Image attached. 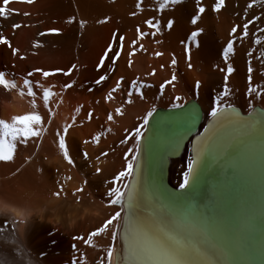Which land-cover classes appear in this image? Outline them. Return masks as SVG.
Segmentation results:
<instances>
[{
  "label": "bare ground",
  "instance_id": "1",
  "mask_svg": "<svg viewBox=\"0 0 264 264\" xmlns=\"http://www.w3.org/2000/svg\"><path fill=\"white\" fill-rule=\"evenodd\" d=\"M214 2L201 0L205 12L193 25L196 0H181L163 10L159 9V0H9V14L0 17V36L8 41L0 44V72L14 81L16 88L0 85V119L10 122L15 115L37 111L43 122L41 136L29 138L26 143L17 141L13 159L0 161V264H73L74 259L81 264L82 253L83 264H99L101 260L106 264L108 246L123 255L124 230L118 231L117 240H111L115 224L94 237L93 246L84 240L121 208L109 204L107 193L110 187L128 182L129 177L116 185L112 183L126 167L125 153L135 145L130 134L153 108L152 115L158 110L178 109L193 100L199 103L204 116L209 115L217 95L223 91L227 63L234 71L227 81L230 94L221 98L222 103L245 114L257 106L258 112L212 120L211 127H216L209 144L204 146L206 131L195 140L192 153L189 141L186 146L175 141L182 132L168 128L156 131L158 120L153 119L140 144L129 185L137 189L144 217L162 218L181 236L188 237L195 248L214 252L206 258L210 264H264V58L260 57L264 51V0H256L250 9L247 5L252 0H225L219 12L213 11ZM0 7H5L3 0ZM249 19L253 21L249 36L242 38L243 23ZM102 20L106 22L99 23ZM147 20L158 21L159 31L150 28ZM169 20L173 22L171 28ZM81 21L85 22L83 27ZM14 24L20 27L14 28ZM234 26L237 33L230 34ZM137 27L147 35L138 38ZM53 28L59 32H49ZM193 31L200 33L195 42L188 39ZM120 36L125 38L120 58L113 62L114 52L109 53L104 65L97 69L109 44L116 51L121 49ZM229 39L234 41V53L225 63L222 53ZM256 39L261 43L256 44ZM157 52L162 55H155ZM173 58L175 65L171 63ZM249 61L252 86L261 92L259 97L247 91ZM73 65L71 73L64 75ZM46 71L54 74L45 77ZM173 73L177 79L161 89L160 85ZM101 75L108 78L97 85L95 80ZM121 77L120 88L112 93L111 100L106 99ZM25 79L31 81L35 98L27 96ZM133 80L143 99L132 88ZM196 81L200 82L199 88L195 87ZM66 84L72 87L65 88ZM38 85L50 87L54 93L47 107ZM21 90L25 95H20ZM128 92H132V103H127ZM173 103L181 106L174 108ZM116 108L122 114H116ZM109 113L113 114L112 121L107 119ZM227 114L230 113L224 117ZM69 124L72 127L66 135V145L72 165L63 159L56 136L57 131L63 134L64 126ZM198 126L199 123L195 128ZM98 134L97 142L93 137ZM125 138L127 143L122 144ZM135 154L134 150L127 158ZM202 157H206L205 163L208 158L212 162L205 164L203 176L208 179V172L221 177V181L205 184L192 195L189 190L194 187L184 190V196H192L190 206L197 207L194 211L191 207L183 210L182 204L173 205L175 195L167 184L180 188L189 159L196 161L197 169ZM97 167L101 169L99 173ZM165 171L168 182L159 178ZM227 176L231 184L246 177L249 183L242 188L251 186L254 194L238 197L239 186L231 190L225 181ZM78 188L83 190L76 191ZM57 192L60 194L54 195Z\"/></svg>",
  "mask_w": 264,
  "mask_h": 264
},
{
  "label": "snow or ice",
  "instance_id": "2",
  "mask_svg": "<svg viewBox=\"0 0 264 264\" xmlns=\"http://www.w3.org/2000/svg\"><path fill=\"white\" fill-rule=\"evenodd\" d=\"M27 3H32L33 0H26ZM181 3V0H159V9L163 10L169 5H175ZM256 3V0H252V3L247 5V8H252L253 5ZM3 4L5 7H0V17L6 18L9 14V10L7 9V5L9 4V0H3ZM197 5V13L191 18V23L193 25L197 24V21L200 18V14L205 12V8L201 6V0H196ZM225 6V0H215L213 4V11L219 12ZM140 7V3H137V8ZM135 15V13H132ZM27 15V13H25ZM71 20L69 21V23ZM106 20L99 21V23H105ZM84 21H81V27L84 25ZM145 23L156 31H159V22H153V20H147ZM253 21L249 19L247 22L243 23V32L242 38H247L249 36V25L252 24ZM173 22L171 20L168 21V27H172ZM14 28H19V24H14ZM138 38H143L147 33H144L140 30L139 27L136 29ZM51 33H58V29H49ZM262 34H264V29H261ZM237 33V27L234 26L231 29L230 34ZM155 35V32L151 33ZM199 31L191 32V35L188 37L190 41L195 42L197 36L199 35ZM43 35V33H42ZM115 36V34H113ZM124 37H118V40L121 45V49L116 51L113 49V46L109 44L108 49L105 51L104 55L100 59V63L97 65V69L101 68L105 63V58H109V53H113L114 55L111 57L113 62L118 60L121 56V52L123 50V41ZM256 44H260V39H256L254 41ZM8 41L5 37L0 36V44H7ZM133 45L136 44V41L133 40ZM10 46V45H9ZM140 48L143 49V45H140ZM135 51V50H134ZM134 51L129 53V56L134 54ZM185 51L188 52V46L185 45ZM16 50L13 49V53ZM234 53V41L229 39L227 41L226 46L223 48V59L225 63L228 62L229 54ZM155 55L160 56L162 53H155ZM247 55L251 56L252 53L249 52ZM261 58H264V51L260 54ZM190 60V56H189ZM132 61L129 60V66H131ZM172 65L176 64L175 58L171 61ZM163 67V65L161 66ZM188 67L191 68V63L188 64ZM75 68V65L72 66L67 72H64V75H69L72 69ZM37 71H40L37 69ZM57 72L62 71L60 69L56 70ZM223 71V69H221ZM234 69L230 63H227V72L224 76V88L221 91L215 101L209 115L214 119L223 118L225 113L232 109L231 104L225 105L222 103L221 98L226 97L230 94V89L228 87L227 81L229 75L233 73ZM249 76V86H248V93H255L257 97L261 95V92L257 90V87L252 86V76L251 73L253 72V68L251 66V61H249V66L247 69ZM54 73L50 72H43L45 77L53 75ZM155 74V71L152 73ZM31 76V73L28 74ZM108 77L105 75L99 76L98 79L95 80V83L99 85L102 81L106 80ZM121 77L119 80L116 81V86L113 88L107 95L106 99L111 100L112 93L117 91L120 88ZM177 79L175 73L172 74L170 80H166L164 83L160 85V88L163 89L165 84H172L173 81ZM0 85H2L5 89H13L16 88V84L12 80H8L5 78V74L0 72ZM24 85L27 88V96L35 98L37 93L33 90V85L31 81L28 79L24 80ZM42 88V98L45 107L49 104V98L54 95L52 89L50 87H43V85H38ZM65 88H71L72 84L64 85ZM195 87H200V82L196 81ZM132 88L136 90L137 93L140 94V98L143 99V94L140 92V88L137 87V81H132ZM91 91V89H89ZM20 95H25V92L21 90ZM132 92H128L129 99L127 103H132L131 100ZM180 97H176V100H179ZM33 108L36 107L35 99L32 101ZM181 105L173 103L172 107H180ZM79 112V108L76 110ZM155 111V108L150 110L147 115L143 117V124L139 127L134 129V133L130 135L134 136L135 145L133 148H129L125 153V157L127 159L126 167L118 172L112 183L116 185L118 182L124 180V178L131 177L134 171V161L137 160L136 155H132L131 158L128 157V153L139 151L140 148V140L142 136V128H144L149 121V117ZM116 114H122V110L120 108H116ZM49 114L51 115V109H49ZM89 118H91V113L88 114ZM75 119V117H73ZM108 121L113 120V114L109 113L107 117ZM42 117L37 111H30L23 115H15L11 118V121H7L4 119H0V161H11L13 159L14 153L17 147V141L20 143H26L29 138L32 137H39L42 134ZM51 122V121H49ZM72 125H65L63 128V134L57 131L56 136L58 137V146L60 152L63 155V159L67 161L69 165L74 163L73 159L69 155V150L66 145V135L68 133L69 128ZM46 130V129H44ZM111 131V129H109ZM22 138V139H21ZM95 141H99L100 135H96L93 137ZM87 143V141H85ZM121 143H127V138L121 140ZM87 153H84L85 158H87ZM102 155H107V153H102ZM199 155V153H198ZM101 169L99 167L96 168V172L99 173ZM196 171V161L192 158L189 159L187 164V171L183 173V182L180 183V189H186L189 184L190 180L194 177ZM71 179V177H68ZM83 189L78 188L76 191H82ZM60 193H54V195H59ZM107 195L109 196V204L110 205H120L121 208L119 211H116L113 215L109 218L105 219L101 226L96 228L94 231L90 232L87 239L84 240V243L93 246V238L100 236L101 234L106 233L111 226L115 224V228L111 231V240H117L118 231L120 229V221L123 219V230H124V238H125V249L123 255H120L114 246H108L106 248V264H210V261H207L208 255H214V252H206L202 251L191 243L190 239L186 236H181L175 228L168 224L162 218H147L144 217L143 213L139 209V194L135 185H129L128 183H123L121 186H112L109 188ZM74 239H84L83 237H75ZM75 248V245H73ZM195 252V255L193 254ZM84 254H81V264H83ZM73 264H77L76 260H73ZM99 264H105L104 260H101Z\"/></svg>",
  "mask_w": 264,
  "mask_h": 264
},
{
  "label": "water",
  "instance_id": "3",
  "mask_svg": "<svg viewBox=\"0 0 264 264\" xmlns=\"http://www.w3.org/2000/svg\"><path fill=\"white\" fill-rule=\"evenodd\" d=\"M201 116H202V114H201V112L199 111V113H198V120H200V118H201ZM193 157V156H192ZM205 158L206 157H202L200 160V163L198 164V167H197V169H196V171H195V174H194V177L190 180V184H189V186L186 188L187 190H188V188H192V187H194V188H192L191 190H189L190 191V194L192 195L194 192H195V190H197V189H199L200 187L202 188V186L203 185H205V184H211V185H215V184H218L220 181H221V177H219V176H216V175H214V174H211V173H208L207 172V176H208V179H206L204 176H203V172H204V169L206 168V163H212L211 162V160L208 158L207 159V162L205 163ZM160 179H162L164 182L165 181H167V172L165 171L163 174H162V176H160L159 177ZM159 179V180H160ZM210 181L212 182V183H210ZM226 183L227 184H229L230 186H231V190H235V189H233L234 187H236V186H239V188H240V190H241V192H240V190H239V188H237L236 190H237V195H238V197H240V198H242L243 197V193H246V194H254L253 192H252V188H251V186H248V188L247 187H243L242 188V186L246 183V182H248V179L246 178V177H243L242 178V180H240V178L239 179H236V181H235V183L234 184H231V182H232V179H230V177L229 176H227L226 177ZM158 183H160V181L158 182ZM249 183V182H248ZM160 185V184H159ZM166 185V184H165ZM233 186V187H232ZM261 188L263 189V191H264V184L263 185H261ZM167 189L168 190H170V192L172 193V194H174L175 195V201L174 200H171V201H169V203H172L173 201H174V204L173 205H177V207H180L181 206V204L183 205L182 206V209L183 210H189V208L191 207L190 206V202L191 201H189L190 199H191V197L189 196V195H187V196H184V193H185V191L184 190H186V189H180V188H174V187H171V186H169L168 184H167ZM245 190V192H243ZM197 192V191H196ZM219 192V191H218ZM171 197V196H170ZM196 199V198H195ZM194 199V200H195ZM231 200H233V198H230ZM194 203V202H193ZM196 205V204H195ZM197 207V205L194 207V205H192V210L194 211L195 210V208Z\"/></svg>",
  "mask_w": 264,
  "mask_h": 264
}]
</instances>
